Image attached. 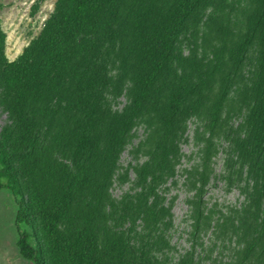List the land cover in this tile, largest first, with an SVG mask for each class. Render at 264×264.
<instances>
[{
    "label": "trees",
    "instance_id": "1",
    "mask_svg": "<svg viewBox=\"0 0 264 264\" xmlns=\"http://www.w3.org/2000/svg\"><path fill=\"white\" fill-rule=\"evenodd\" d=\"M6 44L0 19V187L15 199L23 258L205 264L222 147L243 201L217 212L216 240L226 264H264V0H56L17 59ZM193 119L194 231L176 258L168 192Z\"/></svg>",
    "mask_w": 264,
    "mask_h": 264
},
{
    "label": "rangeland",
    "instance_id": "2",
    "mask_svg": "<svg viewBox=\"0 0 264 264\" xmlns=\"http://www.w3.org/2000/svg\"><path fill=\"white\" fill-rule=\"evenodd\" d=\"M56 0H2L0 19L2 28L7 34L6 57L13 61L22 53L30 41L37 37L43 29L46 20L54 11ZM125 101L122 98V103ZM6 121V113L0 109V129ZM196 120L188 124V141L182 145L184 157L174 183H170L168 199L173 201L175 227L172 242L175 246L176 258L191 249L194 231V216L191 200L194 196L195 175L200 166L202 144L196 139ZM142 135L138 130L137 142ZM131 146L122 153V162L127 166L132 162ZM225 154L222 147L213 160V173L207 186L205 200L211 222L203 232L204 249L210 256L205 264H226L227 250L220 241L216 240L214 219L218 211H226L238 207L243 196L235 187H230L223 178ZM133 178L134 173L130 171ZM129 184H115L113 193L120 196ZM16 203L9 190L0 187V264H33L21 256L16 246L18 238L15 223Z\"/></svg>",
    "mask_w": 264,
    "mask_h": 264
}]
</instances>
